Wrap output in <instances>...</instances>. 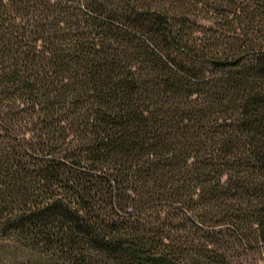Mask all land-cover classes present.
Instances as JSON below:
<instances>
[{
  "label": "trees",
  "instance_id": "16d2710c",
  "mask_svg": "<svg viewBox=\"0 0 264 264\" xmlns=\"http://www.w3.org/2000/svg\"><path fill=\"white\" fill-rule=\"evenodd\" d=\"M0 240L264 264V0H0Z\"/></svg>",
  "mask_w": 264,
  "mask_h": 264
},
{
  "label": "rangeland",
  "instance_id": "374dc122",
  "mask_svg": "<svg viewBox=\"0 0 264 264\" xmlns=\"http://www.w3.org/2000/svg\"><path fill=\"white\" fill-rule=\"evenodd\" d=\"M251 258H255L251 256ZM0 264H43L38 254L17 247L14 243L0 240Z\"/></svg>",
  "mask_w": 264,
  "mask_h": 264
}]
</instances>
